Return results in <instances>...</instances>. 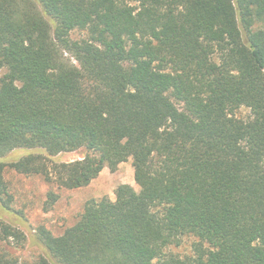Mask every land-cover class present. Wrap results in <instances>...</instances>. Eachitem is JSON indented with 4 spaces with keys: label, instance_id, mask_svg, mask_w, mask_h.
I'll use <instances>...</instances> for the list:
<instances>
[{
    "label": "trees",
    "instance_id": "trees-1",
    "mask_svg": "<svg viewBox=\"0 0 264 264\" xmlns=\"http://www.w3.org/2000/svg\"><path fill=\"white\" fill-rule=\"evenodd\" d=\"M3 70L2 209L6 167L75 190L131 159L139 190L89 200L59 237L41 228L47 257L0 264H264V0H0ZM17 149L46 156L6 164ZM187 237L193 256L168 253Z\"/></svg>",
    "mask_w": 264,
    "mask_h": 264
},
{
    "label": "rangeland",
    "instance_id": "rangeland-1",
    "mask_svg": "<svg viewBox=\"0 0 264 264\" xmlns=\"http://www.w3.org/2000/svg\"><path fill=\"white\" fill-rule=\"evenodd\" d=\"M73 40L87 39L84 31L71 33ZM5 70L1 72L4 75ZM240 119H248L250 111L241 108L236 112ZM30 154H46L40 150L17 149L4 159L6 164L15 162ZM84 150L61 153L52 158L55 163H70L84 157ZM9 194L12 197L11 209L5 211L0 207V249L6 251L12 258L21 262H35L39 257H47L44 246L37 240V232L44 228L54 237L61 236L64 231L76 224L82 214L85 204L89 200H98L108 197L115 199V191L121 184L132 186L135 190L139 187L134 180L132 160L120 164L116 171L111 172L104 168L99 176L87 187L75 190L57 189L55 185L47 183L40 175H23L6 167L4 173ZM56 192L58 200L48 210L45 202L49 192ZM2 222L18 228L24 234L21 242L13 239L4 240L1 235ZM196 240L192 237L184 239L179 247H170L168 253L181 259L194 254Z\"/></svg>",
    "mask_w": 264,
    "mask_h": 264
}]
</instances>
